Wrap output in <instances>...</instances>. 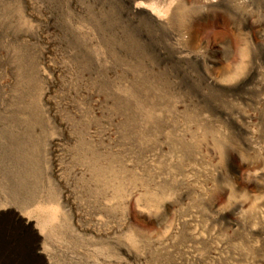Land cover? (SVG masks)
<instances>
[{"label": "bare ground", "instance_id": "obj_1", "mask_svg": "<svg viewBox=\"0 0 264 264\" xmlns=\"http://www.w3.org/2000/svg\"><path fill=\"white\" fill-rule=\"evenodd\" d=\"M169 2H146L160 12L157 18L154 11L147 9L149 6L145 8L140 2L139 7L166 28L169 11L179 24L187 19L189 11L183 0ZM171 4H175L173 10ZM195 37H190L192 43ZM188 40L182 38L180 43L188 56L198 60L205 84L216 92V98L202 94L214 107L212 115L201 112L191 101L157 94L146 97L140 88L132 86L134 104L122 114L125 124L116 123L114 130L105 129L100 136L79 133L75 139L73 132L69 133L75 139L73 147L63 146L61 136L44 134L43 103L53 107L54 100L49 90L50 77L39 70L50 87L43 83L30 85L28 97L16 106L22 110L19 120L34 133L41 131L35 144L38 153L60 151L59 155L68 161L50 160L53 162L48 168L41 164L44 175H49L43 179L48 186H20L17 196L21 200L0 201V213L8 211L13 220L36 234L33 249L37 257L45 259L41 264H264L262 47L255 49L249 41H242L235 60L216 67L223 74L214 76L217 73L211 74L206 55L196 53ZM232 97H240L250 108L234 102ZM91 101L95 110L103 109L99 98ZM73 110L85 113L87 108L77 102ZM57 112L56 108L52 111L55 120ZM218 119L226 122L230 131ZM64 120H59L60 125L67 128L68 121ZM232 154L237 162L232 160ZM229 165L235 171L238 166L245 168L244 177H230ZM69 169L72 175L67 173ZM131 202L133 207L129 206ZM134 218L148 225V231L137 229ZM23 245L28 250V244Z\"/></svg>", "mask_w": 264, "mask_h": 264}, {"label": "rangeland", "instance_id": "obj_2", "mask_svg": "<svg viewBox=\"0 0 264 264\" xmlns=\"http://www.w3.org/2000/svg\"><path fill=\"white\" fill-rule=\"evenodd\" d=\"M147 1L153 0H0V201L19 202L21 199L17 192L20 186L32 184V187L39 183L40 186L43 183L48 186L43 181L46 176L42 165L48 168L57 158L58 161H68L59 155L60 151H51L54 156L50 151L38 153L35 144L37 134L41 131L34 133L33 130L23 127L19 120L22 110L16 106L28 97L30 85H48L39 74L40 69L50 77L51 87H48L54 100L53 107L43 103V118L46 123L44 134L61 136L60 142L63 146L73 147L72 141L79 133L86 137L94 134L100 136L104 135L105 129L114 130L117 124H125L122 114L126 107L134 104L131 95L133 93L130 91L132 86L140 88L146 97H154L157 94L191 101L197 104L201 112L212 115L215 112L214 107L203 95L206 93L216 98V92L205 84L202 68L199 62L197 63L198 60L187 55L188 52L180 43L182 38H189L188 44L193 46V49L196 47V53L198 51L199 54L206 55L211 74L217 73L214 76L223 74V71L216 67L235 60L242 41H249L255 49L262 47L261 52L264 53V45H261V42L264 44V0H183L189 10L187 19L179 24L173 18L172 11H169L166 28L156 19L160 12H157L154 5L147 4ZM161 1L168 3L171 0ZM140 2L145 8L149 6L147 9L154 11L156 18H153L148 10L141 11ZM170 8L173 10L175 4H171ZM192 34L196 36L194 44L191 42ZM37 52H41L40 55H37ZM40 60H43L42 63ZM261 61L260 64L264 68V59ZM46 63L49 66H46ZM52 80L59 81L60 84L55 85ZM121 97L123 101L120 100ZM95 98H99L100 108L103 109L95 110L92 106L91 100ZM232 99L236 103L249 106L240 97ZM77 102L83 103L87 108L85 113H75L73 106ZM55 108L58 110V121L52 118ZM88 118H91V121L88 122ZM60 119L68 121L66 123L71 129L62 127ZM69 121L72 122L71 125ZM218 121L230 131L226 122L222 119ZM78 122L81 125L77 124ZM91 127L96 129H90ZM69 133L75 135V139L72 140ZM230 156L237 162L235 155ZM73 163V167H77V163ZM70 169L67 173L72 175ZM245 171L242 166H238L235 171L233 166L229 165L227 174L230 177L235 174L244 177L242 172ZM48 176L47 173L46 179ZM216 194L223 200L219 192ZM129 206L133 207V203H129ZM8 213H0V264H32L33 261L41 264L45 259L37 257L33 249L36 234L22 227ZM133 223L140 231H148L149 226L140 224L137 218L133 219ZM24 243L28 244V250L23 248Z\"/></svg>", "mask_w": 264, "mask_h": 264}]
</instances>
